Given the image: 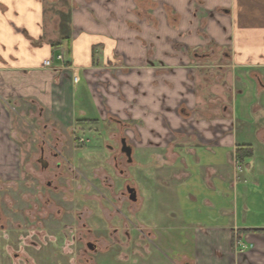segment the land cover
<instances>
[{"label":"crops","instance_id":"obj_1","mask_svg":"<svg viewBox=\"0 0 264 264\" xmlns=\"http://www.w3.org/2000/svg\"><path fill=\"white\" fill-rule=\"evenodd\" d=\"M252 1L261 0H0V168L10 100L69 128L77 120L78 131L106 112L139 121L160 218L175 223H146L147 236L173 246L170 263L264 264V13L255 10L253 35L243 19ZM215 72L221 84L211 83ZM171 230L189 232L190 244Z\"/></svg>","mask_w":264,"mask_h":264},{"label":"rangeland","instance_id":"obj_2","mask_svg":"<svg viewBox=\"0 0 264 264\" xmlns=\"http://www.w3.org/2000/svg\"><path fill=\"white\" fill-rule=\"evenodd\" d=\"M248 4L253 11L243 19L249 18L254 35V13L256 9L264 13V0ZM165 10L173 14L169 7ZM235 12L231 22L239 38ZM259 15L263 26L264 15ZM202 28L198 32L203 36ZM223 62L221 57L213 63ZM212 74L211 83L225 79L223 73ZM12 101L6 106L9 149L0 168V264H133V258L136 264H171L178 260L173 246L165 249L156 236H147L146 223L155 229L167 223L175 227V223L160 218L163 196L155 172L144 170L143 163L155 156L142 149L141 122L106 112L78 131L77 120L69 128L48 110L40 111V105ZM121 137L132 147L131 164L120 152ZM147 175L150 186L144 180ZM127 185L136 190L134 203L126 195ZM169 234L185 248L190 244L187 231ZM174 239L168 241L174 244ZM149 244L151 255L143 253Z\"/></svg>","mask_w":264,"mask_h":264},{"label":"water","instance_id":"obj_3","mask_svg":"<svg viewBox=\"0 0 264 264\" xmlns=\"http://www.w3.org/2000/svg\"><path fill=\"white\" fill-rule=\"evenodd\" d=\"M121 152L127 157V162H132V148L131 146L127 145L125 139L121 140ZM127 192L130 195L131 201H136V190L134 188L128 187Z\"/></svg>","mask_w":264,"mask_h":264},{"label":"built area","instance_id":"obj_4","mask_svg":"<svg viewBox=\"0 0 264 264\" xmlns=\"http://www.w3.org/2000/svg\"><path fill=\"white\" fill-rule=\"evenodd\" d=\"M55 59H56L57 61H59V62H63V54H62V52H60L59 54H57L56 57H55ZM43 66H44L45 68H50V66H51L50 61H48V60L44 61V62H43ZM73 80H74L75 82L78 81L77 77H75V76L73 77ZM235 246H236V250H237V251H241L242 249L245 248V245H244L242 242H240V240H238V239H237L236 242H235Z\"/></svg>","mask_w":264,"mask_h":264},{"label":"flooded vegetation","instance_id":"obj_5","mask_svg":"<svg viewBox=\"0 0 264 264\" xmlns=\"http://www.w3.org/2000/svg\"><path fill=\"white\" fill-rule=\"evenodd\" d=\"M122 139H125V138H123V137H121L120 138V145H121V140ZM125 142H126V144L127 145H129L128 143H127V141H126V139H125ZM52 150V149H51ZM120 152H121V146H120ZM42 154H44V151H43V149L41 150V155ZM53 154L55 155V156H57V153H55V152H53ZM121 154H123L122 152H121ZM126 160H127V157H126ZM131 164V163H130ZM58 166H60V164H57ZM121 172V171H120ZM128 187H130V186H125V189H126V195L128 196V199L130 200V195H129V193L127 192V188ZM131 188H133V187H131ZM135 201H133L132 203H134ZM87 247L89 248V249H91V250H95V247L93 246V244H91V243H87Z\"/></svg>","mask_w":264,"mask_h":264},{"label":"trees","instance_id":"obj_6","mask_svg":"<svg viewBox=\"0 0 264 264\" xmlns=\"http://www.w3.org/2000/svg\"><path fill=\"white\" fill-rule=\"evenodd\" d=\"M237 158H238V159L240 158V155H239V154L237 155Z\"/></svg>","mask_w":264,"mask_h":264}]
</instances>
